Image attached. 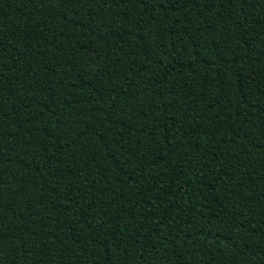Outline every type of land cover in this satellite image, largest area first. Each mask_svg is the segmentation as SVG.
<instances>
[{
    "label": "trees",
    "instance_id": "16d2710c",
    "mask_svg": "<svg viewBox=\"0 0 264 264\" xmlns=\"http://www.w3.org/2000/svg\"><path fill=\"white\" fill-rule=\"evenodd\" d=\"M0 264H264V0H0Z\"/></svg>",
    "mask_w": 264,
    "mask_h": 264
}]
</instances>
